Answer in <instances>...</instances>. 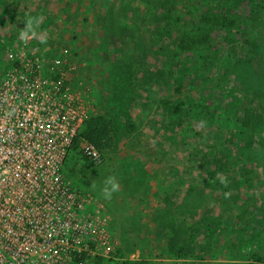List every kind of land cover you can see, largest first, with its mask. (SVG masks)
<instances>
[{"label": "rangeland", "instance_id": "374dc122", "mask_svg": "<svg viewBox=\"0 0 264 264\" xmlns=\"http://www.w3.org/2000/svg\"><path fill=\"white\" fill-rule=\"evenodd\" d=\"M28 17L86 120L115 129L114 150L85 162L81 144L60 169L106 235L83 264H262L264 0H0V57ZM246 109L259 130L241 128Z\"/></svg>", "mask_w": 264, "mask_h": 264}, {"label": "built area", "instance_id": "2783aa9c", "mask_svg": "<svg viewBox=\"0 0 264 264\" xmlns=\"http://www.w3.org/2000/svg\"><path fill=\"white\" fill-rule=\"evenodd\" d=\"M49 60L22 41L0 57V264H76L107 243L92 198L60 172L87 112L59 60ZM81 155L99 158L91 144Z\"/></svg>", "mask_w": 264, "mask_h": 264}, {"label": "trees", "instance_id": "16d2710c", "mask_svg": "<svg viewBox=\"0 0 264 264\" xmlns=\"http://www.w3.org/2000/svg\"><path fill=\"white\" fill-rule=\"evenodd\" d=\"M209 3L214 2L215 0H207ZM210 16V15H209ZM212 17V16H211ZM215 20L214 16L212 19H208L209 25ZM224 21V20H223ZM202 23L207 25V19H203ZM224 23V22H223ZM222 26H224L222 24ZM189 44L191 46L196 45V42L192 39L188 43L186 40H181L179 43V48L181 51H185L189 49ZM177 92H180V89H176ZM255 110L246 109L244 114V120L241 123V128L250 129L255 131L260 126V117L254 122ZM259 130V129H258ZM81 144H91L95 150L100 154L103 152H108L114 150L116 147V135L115 129L112 125L111 120L105 119L104 117H89L84 122L83 129L81 132L75 136L72 141L70 152L78 151ZM83 161L87 162L88 158L82 156ZM67 177V175L65 174ZM87 253H81L80 255H76L73 258V262L76 264H83V262L87 259ZM95 264H99L100 258L95 257ZM257 263L264 264V258L257 257L255 260ZM248 264H253L252 262Z\"/></svg>", "mask_w": 264, "mask_h": 264}, {"label": "clouds", "instance_id": "9594fccd", "mask_svg": "<svg viewBox=\"0 0 264 264\" xmlns=\"http://www.w3.org/2000/svg\"><path fill=\"white\" fill-rule=\"evenodd\" d=\"M41 19L42 18H33V17L26 18L25 26L19 33V39L22 42L27 43L31 39H39L41 43L47 42V37L44 35L38 34L36 31V27L39 26ZM204 123H205L204 121H201L200 126L203 127ZM221 182L226 183L224 178H221ZM92 186L95 187L94 184ZM119 188H120V185L116 181L115 177L109 176L105 180L104 186L101 189V195L105 200H111L113 197V194L118 192Z\"/></svg>", "mask_w": 264, "mask_h": 264}]
</instances>
